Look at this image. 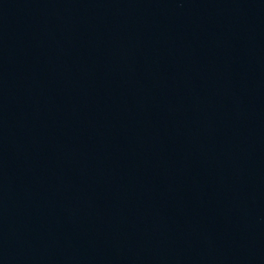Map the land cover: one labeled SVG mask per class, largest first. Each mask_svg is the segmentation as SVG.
Listing matches in <instances>:
<instances>
[{
	"label": "water",
	"instance_id": "obj_1",
	"mask_svg": "<svg viewBox=\"0 0 264 264\" xmlns=\"http://www.w3.org/2000/svg\"><path fill=\"white\" fill-rule=\"evenodd\" d=\"M0 264H264V0H0Z\"/></svg>",
	"mask_w": 264,
	"mask_h": 264
}]
</instances>
